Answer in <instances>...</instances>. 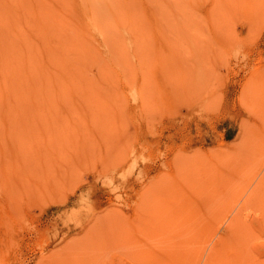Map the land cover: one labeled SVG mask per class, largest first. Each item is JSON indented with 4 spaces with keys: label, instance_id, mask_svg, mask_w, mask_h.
Returning a JSON list of instances; mask_svg holds the SVG:
<instances>
[{
    "label": "rangeland",
    "instance_id": "1",
    "mask_svg": "<svg viewBox=\"0 0 264 264\" xmlns=\"http://www.w3.org/2000/svg\"><path fill=\"white\" fill-rule=\"evenodd\" d=\"M261 4L0 0V264H264Z\"/></svg>",
    "mask_w": 264,
    "mask_h": 264
},
{
    "label": "bare ground",
    "instance_id": "2",
    "mask_svg": "<svg viewBox=\"0 0 264 264\" xmlns=\"http://www.w3.org/2000/svg\"><path fill=\"white\" fill-rule=\"evenodd\" d=\"M253 2H254V0H253ZM260 2H262V4H263V0L262 1L260 0ZM262 4L260 5L261 7H262ZM263 6H264V4H263ZM261 9H263V8H261ZM258 10H256V11H258ZM260 11L261 10H259L258 12H260ZM261 15H263V14H261ZM162 55H163L162 56V59H164V63L165 62H169V65L173 68L174 67V66H172L173 65V59H172L173 58V55H171L167 50ZM173 69L176 72V69L175 68H173ZM169 74L171 75L170 69H169V73L167 72L166 76H170ZM0 93H1V85H0ZM259 180H258V182H259ZM262 183H264V177L260 181V183H258V188L260 187V185ZM188 190L189 189H187V191ZM187 191H186V193L189 194V195L186 194L187 195V200H188V203H190V204H187V205H191V203H193V201L195 202V201H197L196 199H198L197 191H194V190L193 191H188V192ZM189 197L192 200H190ZM187 207H190V206H185V204H184L183 205V208L180 207L179 208L180 215L178 214V216H176V217H178L180 219V216H181V218H183L185 216V214L187 215L188 214V213H186V211H187L186 208ZM178 218H177V220H178ZM184 218H183V220H184ZM177 220H175V221H177ZM175 226H178V228H175ZM179 227L180 226L178 224H174V226L170 230L169 237H172L173 239L177 238L178 235H179V233L178 232H175V234H173V229L179 230ZM240 230H241L240 222L238 220V217L235 215L230 220V224H229L228 228L226 229V233L223 234V235H221L220 238L217 239V241H215L213 243V245L211 246V248L208 250V253L206 255V258L204 259V263L203 264H220L221 262H219V254H221V252L224 249H226L227 247H229V244L232 241V238H238L241 235H243V233L240 232ZM175 242L177 243V240H175ZM171 246H173V245H171ZM235 249H237L236 246H235ZM165 250L167 252H166V255H165L164 258H161V257L160 258H155L154 256L149 255L151 253V250H150V252H148V255H149L148 258L150 259V257H151V259H152L151 260L152 262L150 261L151 264H185L188 261V259L186 258L185 253H182L181 251L179 253H176L177 249H175V248H168V249H165ZM238 250H240V251H238ZM238 250H237V254L233 256V259L231 261H229L228 263H224L223 262V264H245L244 262H241V258H242V248L241 249H238ZM160 253H161V251H160ZM148 258H147V261L146 262L150 264ZM216 259H218V261H216Z\"/></svg>",
    "mask_w": 264,
    "mask_h": 264
}]
</instances>
